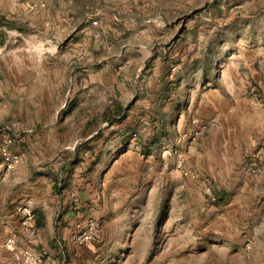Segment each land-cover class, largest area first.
Here are the masks:
<instances>
[{
  "label": "rangeland",
  "instance_id": "374dc122",
  "mask_svg": "<svg viewBox=\"0 0 264 264\" xmlns=\"http://www.w3.org/2000/svg\"><path fill=\"white\" fill-rule=\"evenodd\" d=\"M8 139L11 264H264V0H0Z\"/></svg>",
  "mask_w": 264,
  "mask_h": 264
},
{
  "label": "built area",
  "instance_id": "2783aa9c",
  "mask_svg": "<svg viewBox=\"0 0 264 264\" xmlns=\"http://www.w3.org/2000/svg\"><path fill=\"white\" fill-rule=\"evenodd\" d=\"M12 139H8L5 142V145L0 149V157L2 160V166L5 172L9 173L15 170L18 164L21 161V156L18 153L13 152L11 149ZM18 212L22 215V223L28 229L33 230L35 223V215L33 211L27 206H21L18 209ZM92 235L86 233L83 235L84 241H90ZM5 249L12 252L15 255L17 261H21L26 258L25 262L28 264H35L38 261V256L34 257L30 253L19 249L17 241L15 238H10L5 243Z\"/></svg>",
  "mask_w": 264,
  "mask_h": 264
},
{
  "label": "crops",
  "instance_id": "0c3cea01",
  "mask_svg": "<svg viewBox=\"0 0 264 264\" xmlns=\"http://www.w3.org/2000/svg\"><path fill=\"white\" fill-rule=\"evenodd\" d=\"M4 193H1V201H0V242H3L10 234L17 233L19 236L20 243L23 246H39L43 245V240L46 243H49L48 237L52 238V234L54 233V227H38V234L36 236H31L29 229L23 227L21 225L20 219L15 220L13 216H7L3 214V210H1V203L3 200ZM22 226V227H21ZM26 231V233L24 232ZM48 233V235H47ZM42 235L44 239L42 240ZM12 258L6 252H3L0 255V264H11Z\"/></svg>",
  "mask_w": 264,
  "mask_h": 264
}]
</instances>
